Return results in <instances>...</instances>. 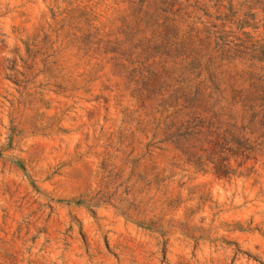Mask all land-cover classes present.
<instances>
[{
  "label": "rangeland",
  "instance_id": "obj_1",
  "mask_svg": "<svg viewBox=\"0 0 264 264\" xmlns=\"http://www.w3.org/2000/svg\"><path fill=\"white\" fill-rule=\"evenodd\" d=\"M112 1L0 0V264H264V126L229 178L148 146L163 114L78 39ZM251 13L231 29L264 40Z\"/></svg>",
  "mask_w": 264,
  "mask_h": 264
},
{
  "label": "trees",
  "instance_id": "obj_2",
  "mask_svg": "<svg viewBox=\"0 0 264 264\" xmlns=\"http://www.w3.org/2000/svg\"><path fill=\"white\" fill-rule=\"evenodd\" d=\"M108 7L111 19L87 24L78 39L102 44L124 69L137 106L163 114V137L148 146L168 143L186 162L208 161L231 177V158L252 150L238 120L264 126V40L241 30L244 37L235 36L231 24H244L239 12L264 10V0H113Z\"/></svg>",
  "mask_w": 264,
  "mask_h": 264
}]
</instances>
